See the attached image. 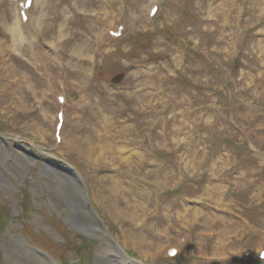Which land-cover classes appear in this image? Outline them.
<instances>
[{"label": "rangeland", "instance_id": "rangeland-1", "mask_svg": "<svg viewBox=\"0 0 264 264\" xmlns=\"http://www.w3.org/2000/svg\"><path fill=\"white\" fill-rule=\"evenodd\" d=\"M159 1L104 54L100 28L149 0H43L38 50H13L17 5L0 0V264H264L241 256L264 247V0ZM115 179L132 201L165 185L156 204L143 197L140 228L133 207L118 218L101 201ZM179 234V255H159Z\"/></svg>", "mask_w": 264, "mask_h": 264}, {"label": "bare ground", "instance_id": "bare-ground-1", "mask_svg": "<svg viewBox=\"0 0 264 264\" xmlns=\"http://www.w3.org/2000/svg\"><path fill=\"white\" fill-rule=\"evenodd\" d=\"M17 1L18 0H15V3H17ZM32 2H33V0H32ZM42 3H43V0H38L37 5L35 6L36 8L33 7L32 10H31V13H30V20H32V26L30 27V33H31V36H32L31 37V40H34V41H35V37H36L38 31H37V29L35 30V27H34L35 24L33 23V20L36 23V26L37 25L39 26V25H41V22L40 21L43 18V16L40 18L39 17V14H38L37 18L35 19L34 14L39 9V7H40V5ZM15 7H16V4H15ZM14 15H15V20H13L12 24L7 23V29L12 34V44H11V46L13 47V50H16L17 47H20V46H22L24 44V42H25V40L27 38L24 37V35L22 34V30H21L20 24H19V18H18L17 13H16V8L14 10ZM46 21L47 20H45L44 22H46ZM112 21H111V23H112ZM42 23H43V20H42ZM111 23H110V25H111ZM63 30H64L63 28H59L57 30L58 34L59 35H63L64 34ZM105 30H106L105 28H102V29L100 28V31L101 32H100L99 37L95 40V46H97L98 45V42H100L99 40L102 38V35H103V33H105L104 32ZM97 36H98V34H97ZM115 42H113L107 49H104V50L107 52L108 49L110 47H112ZM31 44L33 46V41H31ZM2 45L0 47H2ZM54 46H56V44H54ZM38 48H39V46H37V49L36 50H38ZM75 51H76L75 53L78 56H81V55L86 56L87 55L86 52L89 51V46H86V48H83L80 45V46L77 47V50L75 48ZM90 51H91V48H90ZM99 51L100 50H97L96 52H99ZM105 51H104V54L106 53ZM93 56H94V54L91 55V58H93ZM32 57H35V56H32ZM3 69L4 70H3L2 73H3L4 76L7 77V74H11V72L9 70L7 71L5 68H3ZM0 73H1V71H0ZM62 143H63V141H62ZM74 145L77 148H79V149H84L83 152H85L87 150L86 147H84L81 143H79V140L77 138L75 140V144ZM90 154H92V152L89 150L88 153H87V155H90ZM135 154H137V153H135ZM133 155H134V152L131 153L130 158ZM130 158L128 156L126 159L128 160ZM111 181L112 182H110L109 187H107L108 188V192L104 196L103 200H101V201L104 202V205H105L106 209H108V211H110V212L114 213L115 215H117L118 218H120V217L125 218L123 215L124 214H127V213L126 212H123L122 213V211H128V210H130L131 207H133L135 211H134V216H132V218H133L134 224L136 226H139L138 228H140L143 224L142 223H138V221H143V218H144L143 215H145V212L147 210V207L145 208V198H147V201H148V204H149L150 197H148V196L152 195V197H153L154 192L152 190L146 188L147 194L145 192V195L144 196L142 195V197L136 196V200H133L132 201L131 198L128 195H126V193L128 192V190H124L123 188L121 189V186H120V183L121 182H120L119 179H115V180H111ZM107 183H109V182L107 181ZM160 183L161 182L155 183V185L160 184ZM127 197H129V198H127ZM143 197H145V198L143 199ZM120 206H122L123 209H120ZM84 207H85V205H84ZM197 212H199V210H194L195 217H197V215H198V214H196ZM185 215L186 214H183V217H185ZM116 220H117V218H116ZM182 225H184V224H182ZM132 234H133V238H131L129 241L133 242L134 245H139L142 248H147V245L148 244L149 245L151 244V242H148L143 235H137V232L136 233H132ZM223 240H224V236L222 235V236H220L218 238L217 245H216L215 249L222 250L225 247V244H224ZM167 245H165V246H167ZM163 246H164V244L161 246V248ZM165 246L162 248V250H161L160 247H158L156 249V251H163V249L165 248ZM219 250H216V251L219 252ZM143 252L149 253L148 251H144V250H143ZM214 254L216 255L218 253H214ZM148 255L154 256L153 253H150Z\"/></svg>", "mask_w": 264, "mask_h": 264}, {"label": "trees", "instance_id": "trees-1", "mask_svg": "<svg viewBox=\"0 0 264 264\" xmlns=\"http://www.w3.org/2000/svg\"><path fill=\"white\" fill-rule=\"evenodd\" d=\"M26 205V208H25V210L23 211V213H24V215L26 216L27 215V213H28V208H27V204H25ZM2 216V218H4V219H2L1 217H0V230H2V228H3V225H5V223H7L8 222V220H6L7 218H9V214H4V216L3 215H1Z\"/></svg>", "mask_w": 264, "mask_h": 264}]
</instances>
